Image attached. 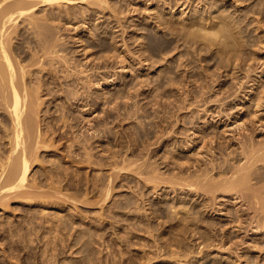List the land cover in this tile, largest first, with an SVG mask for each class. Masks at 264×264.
<instances>
[{
	"label": "rangeland",
	"instance_id": "1",
	"mask_svg": "<svg viewBox=\"0 0 264 264\" xmlns=\"http://www.w3.org/2000/svg\"><path fill=\"white\" fill-rule=\"evenodd\" d=\"M167 1L169 2L170 0H112V2H111V0H109V2H110L109 6H112L111 7L112 9L110 10L109 6H108V8H107L108 11H106L108 13V15L106 16L107 22L104 23L103 27H101L102 26L101 24L103 23V21H106V19L99 15V17L101 19L99 17L98 18L95 17L94 20H91L90 22H88L89 24L83 25V22L79 21L80 23L77 22V23L65 24L66 27H68L70 25L66 29H64L65 27L61 28L60 32H62V34H60V35H61V37L62 36L64 37L63 39L62 38L61 39H62V41L64 40V42L66 43V45H65L66 48L73 51L74 54L77 51L78 53L76 52V54H78V55L81 54L82 52H85L84 55L82 54L83 56L82 55L76 56V54H75L76 58L78 57L77 60H80L82 63H83V61L87 60V61H85L87 64L91 61V63L88 64L89 65L88 69H90L91 67L95 68L96 66H98V67H96L97 68L96 70H98L100 65L101 64L103 65V66H101L102 68L100 67V69L97 72H100V70L103 69V72L101 70L100 74H102V75H104V77L108 78V79H106L107 81H105V80L101 81L104 84V89H106L105 91L109 92L108 90H113L116 87V88H118L124 92V94L127 96V99L123 98V100L120 101L121 104L117 101L119 104V106H117V104H115V102L111 101L112 97L109 94V95H107L106 100H104L103 102H102V100H100L99 103L97 102V105L94 107L95 108L94 110L97 113L94 112V110H91L92 112L89 110H86V109H88L87 107L83 108L82 106L75 105V113L77 115V119H79L78 120L79 126L76 130H80V132L79 131L78 132L80 135L82 134L81 136H83V134L87 135L86 132L84 133V128H85V131L87 129H89L90 137L92 134L91 132L95 131L94 133L96 134V135L94 134L93 137H91L90 142L86 143V149L88 151L86 149H84V147H83L84 142L82 144H80V146H82L80 148V146H78L79 145L78 143H74L75 142V141H73V140H75L74 138L71 139L70 141H69V139H67V141L65 139L63 142L60 138H58V137L56 138L57 135L55 136L53 134H49L50 137H49V135L47 137L45 136L47 138V139L45 138L46 142H45V144H44V142L42 143V145L44 144V146H43L44 148L41 149V152H40V150H38L39 153L37 152L39 154V158L37 157L38 162H36L37 161L36 160L35 165L34 164H33L34 166L32 165L33 168H31L30 177H29V179L31 181L29 180V182L30 183L32 182L31 184L34 187L37 183L34 181L39 180L37 183V185H38L36 188L37 190L36 191L34 190L33 195H34V193H37V192L40 193V190H42L41 192H43V193H41V194H43V195L45 192H46L45 195H47V192L52 191L53 193L50 196L53 200L51 198H50V200L46 199L47 202L50 203V204H47V202L45 201L46 197L44 198V201L41 202L39 200L41 198H39V196H37V194H35L36 199H37V197H38V199L36 200L33 198V200H36V202H37L36 203L34 201L35 202L34 203L31 201L32 199H27V198H26L27 200L25 199V197H27V195L29 193L26 195L24 193V191L22 193L25 194V197H23L24 200H21V199H19V193L21 191L20 190V191H18L19 193L16 192L18 194V196H17V194H15V192H13L14 194L10 193L11 195H13L11 199H10L11 195L8 194L9 196H7L6 200L8 199L9 202H6V200H2L4 202L3 204H1V202H0V264H248V263L249 264H257V263L258 264H264V229L262 230L263 232L261 231V229H259L260 231L259 230L257 231V229L255 228V226H256L255 225L256 223H255L254 227L251 228L252 230L250 228H248L249 229V230H247V232L249 231L248 233H246V231H245L247 228L246 229L243 228L244 230L242 229V230H240L241 231L240 232L239 230L237 231V229H239V227H235L234 226L235 224L232 225V223H231V222L235 223L236 220H238V218H239L240 213L237 214L236 207L238 206L237 207L238 209H244V211L247 207H245V206L242 207V203L237 202L240 200L235 201L236 199H231L228 196H226V197L224 196L225 197L224 198L223 196L221 197V195L218 194L217 199L215 197L208 199L211 196L208 197V195H206L204 197L203 196L199 197L197 195H194L195 194V192H193L194 189L193 188L191 189L188 185L186 187L184 184H187V183H182V181H180V179H179V178H181V180H185L184 178L186 177V179H187L189 177L188 175H190V174L196 175L197 173H195L196 172L195 170L197 169V167L199 169H201V168L203 169L204 166L206 167L207 163L209 162V159L212 156V154H210L211 152L209 153V155H211V156L207 155L208 152L210 151V148H211V145L209 143L210 137H212L213 135H217V136L220 135L219 137H222V138L224 137V139L226 138L225 142L229 139V137H230L229 133L223 134V132H225V128L223 127L222 123H217L218 126L213 125L219 119L218 117L215 116L217 114V111L227 110L228 111L227 113H230L231 115L234 114V112L236 114L238 113L239 116L241 117L242 121L247 120V119L249 121L254 115L257 116V114H256L257 107L255 106V104H253L254 101L251 100V97H250V95H251L250 94V92H251L250 87H251V85L255 84L256 88H257V86L260 88L263 84L262 81H264V79L258 78V75H254V74H256L254 71L251 72L250 75L252 76V78H255V82H257L259 80L257 82L258 85H257V83H254V82L247 83L249 86L245 85V87L248 90L245 88L239 89V91H238L239 93H237L239 96V98L237 99L238 101L236 100L232 103V101H233L232 97L234 96V95H232L233 90L231 92L229 91L230 95H229L228 90L234 83H237V81L234 80L233 77L231 76L232 71L229 70L231 68H229V67L222 68L220 66L221 63L219 62L220 60H219L218 56H216V54H215V48L210 49V51L212 53H210V51L206 52L205 50H203L201 43H199L201 41H199V40L197 41V39H193V38L192 39H190V38L184 39V37H183V31H182L181 23L189 22V19L194 16L195 10H198V13L195 14V15H197L196 17L201 15L202 11L201 12L199 11V9L202 10V5H199L200 1L199 0H188V1H191L190 5L188 7V4H187L188 2L184 3V1L181 0L179 2L180 5H177L173 9V11L170 9L168 4L166 6ZM231 1L232 0H229L227 2V3H229V4H227V6L229 5L228 8L230 10H233V8L231 9V7H230V6H232V3H233ZM252 1H254V0H252ZM252 1H248L247 3H244L240 6L244 7V6H246L245 4H247V6H249L248 4L250 3V6L248 8L245 7L246 10H248L249 12H251L252 9L257 10V8H256L257 6L255 7V5L258 2V0H255L256 2H252ZM192 2H194V3H192ZM191 4H193V5H191ZM223 4H225V3H223ZM236 4H239V3H236ZM178 6H180V7H178ZM182 9H184V10H182ZM112 10H114V11L112 12ZM118 11L120 12V14ZM114 12H116V14L118 12L119 15L118 14L115 15ZM165 12H166V14H165ZM160 13H161V15H160ZM163 13L165 14V16L167 18L164 16ZM178 13H180V14L178 15ZM174 15L176 17H174ZM187 15H189V17ZM118 16L120 17V19ZM183 16H184V18H183ZM250 16H253L256 18L260 17L258 15V13H256L255 16L252 13V14H250ZM156 17H157V19H156ZM159 17H161L162 19L170 20L172 24L170 23L169 26L160 25L159 21L161 18H159ZM177 17H178V19H177ZM81 19H83V18H80V20ZM95 19H97V21ZM110 19L115 20V21L117 20L119 22L123 21V22L119 23V25L115 21H114V23L113 22L109 23V21H112ZM85 20L88 21L86 17H85ZM140 21L143 23V26H142V23ZM95 22H98V23H95ZM99 22H100V24H99ZM90 23L93 27L92 26L89 27ZM144 23H145V25H144ZM158 23H159V25H158ZM97 24L99 25L98 26L99 28H96L97 31H95L94 26ZM135 24H136V26H134ZM71 26H73V30H72ZM84 26H88L89 32L86 30V28ZM70 27H71V29L69 30ZM104 27H105V29H104ZM118 27H120V28H118ZM122 27H123V29H122ZM133 27H135V28H133ZM83 28H85V29H83ZM250 28L253 31L254 27L252 28V25ZM81 29H83V30H81ZM102 29H104V30L102 31ZM64 30H65V32H63ZM75 30L78 31L79 33L76 32ZM80 30H81V32H80ZM105 30L107 31V34H104ZM111 30L113 33L111 32ZM257 32L260 33L261 29L258 30ZM96 33L100 34L101 37H106L108 39V45L106 47L100 48L99 46L96 45L98 43V41L94 42V40L96 39V37L98 35V34L96 35ZM89 34H90V36H89ZM115 34H116V36H115ZM253 34L256 37H259V35H257V33L255 34V32H253ZM261 34L264 37V32ZM261 34H260V36H261ZM92 35H94V36H92ZM117 35H118V37H117ZM149 35H151L152 38H155L156 36L161 35V36H163V39L161 40V43L158 44V46H154L153 41L155 39L147 38V37H149ZM176 35H177V37H176ZM70 36H72V37L69 40ZM78 36H80V37H78ZM110 37L115 38V40H116V41L114 40L115 43L111 40ZM117 38L120 39L121 41L118 40ZM79 39L81 41L84 39L85 44H84V42H81ZM72 41H74V43ZM196 41H197V43H196ZM79 44H82L84 46V48L86 49V51L84 50L83 46L79 45ZM263 44H264V39H263ZM68 45H69V47H68ZM112 45H113V47H112ZM115 45H116V47H114ZM198 45H199V47H198ZM141 47H142V49H141ZM143 47L145 50L143 49ZM259 47L261 49L258 48L255 50L259 51V52L257 51L259 54V55L257 54L259 59L262 56L260 59L262 62L261 61H258V62L260 64H264V61L262 60V59H264L263 58L264 57V46L259 45ZM117 48H119V49H117ZM197 48H199V49L197 50ZM74 50H75V52H74ZM79 50L81 51V53ZM97 51H99V53ZM106 53H108L109 56L104 55ZM102 54H103V56H102ZM141 54H143V55H141ZM114 55H117L118 57L114 56ZM119 55H121V56L119 57ZM139 55H141V56L138 57ZM104 56H106V58L108 56L109 57V58H107L108 60L102 59V58H105ZM122 56L125 57V59ZM207 56L208 57L210 56V57L207 58ZM215 56H216V58H215ZM116 57L119 58V60L117 59L118 62L116 60ZM95 59H96V61H95ZM121 59H122V61H121ZM88 60H90V61H88ZM102 60L103 61L105 60L106 62L104 61L105 62L104 63ZM113 60H114V62H113ZM123 60L126 62V64L125 63L123 64V62H124ZM137 60H139V61H137ZM93 61H95V62H93ZM119 61H121L120 64H119ZM85 62H84V64H85ZM110 62H111V64L109 66H107ZM139 62H141V63H139ZM92 63H93V65H92ZM187 63L189 64V67L187 66L188 65ZM118 64H119V66H118ZM120 66L126 67V68H121ZM107 67H109L108 68L109 72L107 71ZM219 67L222 71L219 69ZM262 67H264V65ZM262 67H261V69H262ZM104 69H105V71H104ZM123 69H125V70H123ZM209 69H211V70H209ZM256 69H257V67L254 66V70H256ZM183 70H184V72H183ZM186 70H187V73H186ZM227 71H230V76H228L229 73ZM259 71H260V69L258 70V72ZM205 72H207V73H205ZM252 73H253V75H252ZM89 74H91V71ZM209 75L212 77V79L217 78V79H215V82H212V81H214V79L211 80V77ZM239 75H240V78L244 77L243 73L242 74L238 73V76ZM221 76L224 78L222 79ZM182 77L185 79H183L181 81ZM190 77H191V80L189 82L188 80L190 79ZM208 77H209V80H208ZM121 78H123V80ZM193 79H194V81H193ZM108 80H109V82H108ZM233 80L235 82H233ZM209 81H210V83H209ZM223 81H225V82H223ZM260 81L262 82V84H260L261 83ZM139 82H141V83H139ZM192 82L195 83L194 86H193ZM200 82L202 83L203 86H201ZM141 84L144 86V88ZM171 84L179 85V86L181 85L182 88L178 86V89H179L178 90L176 86H174V85L171 86ZM207 84H209V85H207ZM222 84H225V85H222ZM219 85H221V86L219 87ZM140 86L142 89H140ZM188 86H189V88H188ZM192 86H193V88H192ZM208 86L210 87L209 88L210 90L208 89ZM101 88L102 87L98 88V86L97 87L92 86V90H93L92 92L93 93L96 91L98 92ZM211 88L213 91H211ZM259 88H258V90H256V92H251L252 98H254L256 94L258 95L261 92L262 87L260 88V90H259ZM129 89L133 90V91L131 90V92H132L131 94H130ZM180 89L183 90L184 93H183V91L180 92ZM128 90H129V92H128ZM185 90L187 91V93ZM246 90H247V93L249 94L248 95L249 97H247V98H249L248 100H250V101L248 102L247 99H243L244 101H242V103H241V101H240L241 96L244 95ZM199 91H203V93H202L201 97L198 98L200 101L198 100V102H197L196 99L192 96H194ZM241 91H243V92H241ZM190 92H191V95L189 94ZM177 93H179V94H177ZM217 93L219 94V96ZM222 93H224V94L222 95ZM226 94H228V95H226ZM239 94H241V95H239ZM224 95H225V97H224ZM128 96L130 99L128 98ZM181 96H183L184 101L181 100L182 99ZM220 96H223L225 99L220 97ZM135 98H136V100H135ZM179 98H181V99H179ZM203 98H204V100H203ZM107 99H109V101ZM176 100H179V101H176ZM133 102H134V104H133ZM189 102L191 104H193L192 108H190L191 110L190 109H188L190 111L182 110V107L184 106L183 104H185V103L188 104ZM113 103H114V105H113ZM165 103H166V105H165ZM238 103L240 106L238 105V107L236 108L237 111H236V109H234L235 111L233 110V113H231V111L229 110L231 108V106L234 104L236 105ZM228 104L229 105L232 104V105H230L228 107ZM110 105H111V107H110ZM115 105H116V107H115ZM206 105H208V106H206ZM135 106H137V107H135ZM239 107H241L243 109H241ZM118 108H121V111H122L121 113L126 111L124 114H122L123 116L127 117L130 114L129 116L132 118L123 120L124 123L123 122L118 123V120L115 119L118 117V114H119ZM122 108H123V110H122ZM180 109L183 112L182 114H181ZM82 110H83V112H82ZM106 110H107V112H106ZM140 110H142V111H140ZM242 110H244V111H242ZM53 111H54V109H53ZM136 111H137V113H136ZM250 111H251V113H250ZM261 112L263 113V116H259V113H261ZM261 112L258 113L259 118H256V120L259 119L262 121V119H263V121H264V110H262ZM83 113H85V114H83ZM86 113H88V114H86ZM89 113H91V114H89ZM135 113H136V115H135ZM179 113H180V116H179ZM102 114H104V115H102ZM82 115H83V117H82ZM96 115H97V119L95 118ZM187 115H188V117H187ZM123 116L121 118H123ZM163 116H164V118H163ZM175 117L178 120H180V118H181V120L183 119L179 123L180 125L177 124V127H176V122H175V121H177V119ZM254 117L251 120H255ZM86 119L89 121V123ZM96 120H98V121L96 122ZM80 121H81V124H80ZM86 121H87V123H86ZM107 121L109 122V124H108L109 130L104 132L103 131L104 127H102V125L104 124V122L107 123ZM261 121L259 123L264 124V122L263 121L261 122ZM90 122L91 123L93 122L92 125H89V124H91ZM168 122H171V123H168ZM173 123L175 126L173 125ZM249 124H251V123L249 122ZM80 125H81V127H80ZM93 125H95V126H93ZM157 125L159 127H157ZM167 125H169V126H167ZM197 126H199V127L197 128ZM44 128H45V126L42 127V131L45 132V130H43ZM91 128L94 131H92ZM173 128L175 129L176 133H174L175 131L173 130ZM194 128L195 129L197 128L196 131ZM116 129H118V130L116 131ZM176 129H178V130H176ZM180 129H181V131H180ZM157 130H158L159 134L162 132L160 135L164 134L163 138H166L165 135H168L167 138L171 137L170 139L172 140V138H173V141L169 142L168 146H160L159 147V145L155 144L154 139H152L155 131H157ZM135 131H138V133L140 135V139H137L136 137H134ZM168 131H169V134L172 132L173 135L174 134H177V135L176 136L174 135V137H173L172 134H170V135L168 134ZM203 131H206L207 132L206 134H209V135L208 136L204 135ZM115 132H116V134H115ZM52 136L53 137L55 136L54 137V139L56 138L54 140L55 142L52 141V139H53V138H51ZM205 136H207V137H205ZM146 137H147V139H146ZM203 137L207 138L208 140L204 139ZM49 138H51V139H49ZM115 139H117L118 141ZM188 139L190 141L193 140V143L186 144ZM261 139H262V137L258 138V140H261ZM49 140H51L52 143L49 142L50 144L48 143L49 144V146H48L46 144ZM96 140H98V141L96 142ZM128 140H130V142ZM176 140H177V142H176ZM204 140H206V142ZM93 141L95 142V145H94ZM60 143H62V144H60ZM70 143H73L74 147L76 145L75 148L72 147L73 148V149H71L72 151L70 150V146H69ZM178 143H179V148H178ZM73 144H71V146ZM129 144H130V147H129ZM172 144H173V146H172ZM175 145H176V148H175ZM187 145H189L190 147L188 146L189 147L188 148ZM46 146L49 148H47ZM93 146L94 147L96 146V147L93 148ZM123 146H125L126 148ZM128 147H129V149H128ZM182 147H184V148L182 149ZM75 149H77L78 152L73 151ZM79 149H81V150H79ZM90 151H91L90 157H92L93 159L87 160L89 157H86V155H87L86 152L89 153ZM69 152H71V153H69ZM74 152H77L79 155L77 153H74ZM144 153H145V155H144ZM92 154H93V156H92ZM73 155H75V156H73ZM133 155L139 156L140 160L138 162L143 163L144 161H146V167L145 168L143 167L142 169L147 170V171L148 170L151 171L157 167L158 170L155 169V170H157V172H160L159 170H161L160 174H162V172L165 173L163 175H165V177L167 175L170 176L171 178L167 176L168 178H170V180L172 179V177H174L173 178L174 180H171V181L180 182V184L181 185L183 184L184 187H182L179 183L177 185L176 182H175L176 185H175V183H173L174 184L173 185L171 182H170L171 183L170 184V183H168L170 180H167V179H166L167 180V182H166L167 184H166L165 181L162 179V177H160V179H162L164 181V183L159 179L158 183L159 182H161V183L157 184V182L156 183L150 182V185H149V183L146 182V180H144V179L142 180V178H145L144 177L145 175L140 176L137 172L136 173L138 175L136 173H133V171H129V170L126 171L127 173L125 172V170L124 171L122 170L123 172L120 171L121 174H120V177L118 178L117 177V175L119 176L118 170H120L119 169L120 166L121 167L123 166V159H125L124 161H127V162L129 160H134L135 156H133ZM76 156H78V157H76ZM75 157H76V161H75ZM47 158L51 162H49L47 160ZM57 158H58V160H57ZM63 158L65 159L64 161H63ZM146 158L148 159V161ZM207 159H208V161H207ZM40 160H42V161H40ZM104 160L105 161L107 160V162H105ZM67 161H69L70 163ZM71 161L73 163H71ZM78 161H81V162H78ZM91 161L94 163H91ZM98 161H99V163H98ZM199 161H201V162H199ZM52 162H53V169L54 170H52V166H51ZM184 162H186V163H184ZM192 162H193V164H192ZM67 163L70 166H68ZM103 163H104V165H103ZM117 163H118V165H117ZM61 164H63V165H61ZM100 164H102V165H100ZM107 164H108V166H107ZM115 164L119 167H117ZM194 164H195V167L193 166ZM77 165L79 167H77ZM191 165L193 166V168ZM72 166H74V167H72ZM165 166H166V168H165ZM200 166H202V167L200 168ZM59 167H62V168H59ZM64 167H65V169H64ZM115 167L117 168L118 172H116V170H113V169H116ZM189 167L191 169H189ZM55 168L57 170H55ZM76 168H78V169L81 168V170L80 169L78 170ZM47 171L51 172L52 175H50L51 173L49 174ZM60 172H61V174L59 177L58 175ZM115 172L117 173L116 175L114 174ZM111 173H112V175H114L113 176L114 178L116 177L115 179L112 177L113 180H111V182L113 181L112 186L114 188L111 185H109V183H111V182H109V180L112 176V175L110 176ZM174 173L175 174L177 173V175H179V176L175 175ZM181 173L183 176L181 175ZM47 174H48V176H47ZM134 174H136V175H134ZM129 175H131V176H129ZM158 175H159V173H158ZM173 175H175V176H173ZM160 176H162V175H160ZM176 176L178 178L175 180ZM165 177H163V178H165ZM137 178L139 179V181L141 180L140 184L137 182L138 181ZM41 180L42 181L44 180V181L42 182ZM59 181H60V183H59ZM39 182L40 183L42 182V183L40 184ZM61 182H63V183H61ZM31 184L28 185L30 187L27 186L26 188H31L32 187ZM155 184L158 188L155 186ZM39 185H42L44 187L40 186V188H38ZM49 186H50V188H49ZM64 186H65V188H64ZM108 186H109V188L111 187L110 189H112V191L110 190L111 194L109 196H107L108 194L104 192L105 190L108 189ZM90 187H91V189H90ZM54 188H55V192H54ZM57 188L60 189V190L58 189V193L56 192ZM38 189H40V190H38ZM48 189H49V191H48ZM61 189H63V190H61ZM24 190H25V188H24ZM27 192H28V189H27ZM29 192H30V190H29ZM88 192H90V193H88ZM190 192H191V194H190ZM22 193L20 195L23 196ZM104 194H107V195L105 196ZM52 195H54V197L56 196L57 198L59 196L60 200H58L59 198L56 199V197L53 198ZM16 196L18 197V199L12 200L13 197L17 198ZM191 196H193V197H191ZM32 197L33 196L31 195L30 198H32ZM48 197L49 196L47 195V198ZM103 197L105 199L107 197L108 198L107 201L104 200ZM61 199H63V200H61ZM100 199L101 200L103 199L104 201L103 200L100 201ZM211 199L216 201L215 205H213L214 201L213 202L209 201ZM41 200H43V199H41ZM76 200H77V202H76ZM205 201L208 204L211 203L212 204L211 207L213 209L215 208L214 209L215 211L212 209H210L211 211L209 209L204 210L203 206L206 204ZM234 201L237 202V206H235ZM43 202H44V204H43ZM31 203H33V204L31 205ZM40 203H41V205H39ZM53 203H54V205H53ZM203 203H204V205H203ZM43 207H44V209H43ZM159 208L163 211V214L161 215V217L159 214H156V210H158ZM235 209H236V212H235ZM199 210H202V211H199ZM197 211L201 212L202 215L200 216V213H197L198 215L196 213H194ZM71 213H73V214L71 215ZM189 214H190V217L196 216L197 219H199V218L204 219L203 221H201V223L194 221L193 223H194L195 227L197 225L198 226H204L203 224H207V222H208V224L205 225L206 227H208V225L211 226V229L214 227V229L211 230L212 231L211 233L208 232L207 228H206L207 229L206 231L204 228L201 229L202 232L203 231L206 232L207 237H209V235L213 233V235H216V236H214V239H215L217 237V234L218 235L221 234L220 236H218V240H219L220 238H222V236H224V234H225V236L227 235L226 237L224 236V238H227L226 244L223 243V245H222V243H218V241L211 242V243L210 242L209 243H206V242L200 243L202 240H197L198 235H195L194 232L192 233L190 230L189 231L184 230L183 228H182L183 230L182 229L178 230V224L180 223L179 225H183L185 223L183 221L181 222V219L187 215L189 216ZM65 215H67V216H65ZM158 215H159V217H158ZM177 216H178V218H177ZM181 216H182V218H181ZM72 217H73V219H72ZM75 217H77V219ZM196 217H194V218H196ZM47 218H48V220H46ZM234 218H235V221H234ZM56 220H59V222ZM49 222L51 225H48ZM229 222L231 224H229ZM45 223H47V224H45ZM213 223H214V225L216 223L217 224L214 226ZM45 225H46L47 229L45 228ZM62 225H63V229H62ZM171 225H175V227L174 226L171 227ZM246 226H247V224L245 225V227ZM173 227H174V229H172ZM42 228H44V229H42ZM75 228L76 229L78 228V229L75 231ZM44 230H45V232H44ZM56 230L58 231L57 233H55ZM222 230H224V231H222ZM177 231L178 232L180 231L179 232L180 235L178 234ZM197 231H199V230H197ZM213 231H218V232L214 233ZM74 232H76V233H74ZM223 232H225V233H223ZM43 233H44V235L45 234L47 235V238H46V235L45 236L43 235ZM174 233L176 234V236ZM183 233H185V234L183 235ZM73 234L75 235L76 238L74 237ZM172 235H174V236H172ZM177 235H179L180 237L179 236L177 237ZM193 235H194V237H193ZM168 238H171V239L174 238V240L177 238L178 241H174V240L167 241ZM48 239H50V240H48ZM215 240H217V238ZM238 240L240 243L238 242ZM243 240L244 241L247 240L246 243H244ZM50 241H51V243H50ZM241 241H243V242H241ZM235 242H237V243H235ZM221 245L223 246V248L221 247ZM239 255H240V257H242L241 260H240ZM237 256L239 259L237 258Z\"/></svg>",
	"mask_w": 264,
	"mask_h": 264
},
{
	"label": "bare ground",
	"instance_id": "2",
	"mask_svg": "<svg viewBox=\"0 0 264 264\" xmlns=\"http://www.w3.org/2000/svg\"><path fill=\"white\" fill-rule=\"evenodd\" d=\"M181 0H170L169 2L167 1L166 6L168 4V6L170 7V9L173 11V9L177 6L180 5ZM184 3L188 4V7L191 3V1L188 0H183ZM200 1V2H199ZM198 2L200 3L199 5H202V10L199 9V11L201 13L200 16L196 17L197 15H195L196 13H198V10H195L194 16L191 17L189 19V22L187 23H181L182 26V31H183V37L184 39H197V41H201L199 43H201V46L203 48V50H205L206 52H209L210 49L215 48V54L216 56H218L219 58V62L221 63V67L222 68H226L229 67L231 69H229L230 71H232V77L234 80L237 81V83H234L228 90V92L233 90L232 95H234L232 97L233 101H236L239 96L237 93H239V89H247L245 87V85H248L247 83H257L255 82V78H252V76L250 75L251 72H255L256 74L254 75H258V78H263L264 79V67H262L264 64H260L258 61H261V57L260 59L258 58L257 54L258 52L255 49H261L259 47V45L264 46L263 44V35L261 33L264 32V0H258V2L256 3L255 7L257 8V10L252 9L251 12H249L248 10H246V8H248L250 6V3L248 4L249 6H247V4H245L246 6L242 7L240 5L247 3L248 1H252V0H232V6L231 9L233 8V10H230L227 6L228 1L227 0H199ZM112 2V0H111ZM133 2V1H132ZM166 2V1H165ZM164 2V3H165ZM252 2H256L255 0ZM130 3V2H129ZM183 3V2H182ZM181 3V4H182ZM183 3V4H184ZM194 3V2H192ZM222 3V4H221ZM225 3V4H223ZM239 3V4H236ZM110 2L109 0H0V202L1 204H3L4 202L2 200H6L7 196L14 194L13 192H15V194H17L16 192L20 191L19 193V199L24 200L23 197H25V194L27 195V197H25V199H32V202H36V195L39 196V198L43 199H39L41 202L45 201L47 202V200H50L51 198V194L53 193L51 192H47V195L49 196L47 198V195L41 194L43 192H41L42 190H40V193H34V190L36 191L37 189V183L38 181H34L37 182L36 185L33 187L32 186V182H29V177H30V171L32 165L36 162H38V158H39V152L38 150L44 148V144L46 142V137L49 134H53V135H57L56 138H60L63 142L66 139H69V141L71 139H75L73 141H75L74 143H78L77 145L80 146V144H82L83 142V147L84 149H86V143L90 142L91 137H93V135L95 134L94 130L92 129L91 132V137H90V132L89 129H87L85 131L84 128V133L86 132L87 135L83 134V136H81L79 134L80 130H76L79 126V122L77 119V115L75 113V105L78 106H82L83 108L87 107L88 109L86 110H94L95 106L97 105V102L99 103L100 100H102V102L104 100H106L107 95H111L112 99L111 101L115 102V104H117V106H119L118 102L121 104V100H123V98L127 99V96L124 94V92L118 88H114L113 90H108L109 92H106L104 89V84L101 82L102 80L107 81L106 77H104V75L100 74L101 70L103 72V69L100 70V72H97L101 66H103L102 64L100 65L99 69L96 70L98 66L91 67L90 69H88L89 67V63H91V59L88 60L90 61L88 64L83 61V63L80 60H77L76 56L78 54H76L75 50V54L73 53V51H71L70 49L66 48V43L64 42V40L62 41V39L64 38L63 36L61 37L60 34H62L61 28L65 27L64 29L68 28L66 27L65 24L67 23H80L79 21L83 22V25L85 24H89L88 22H90L91 20H94L95 17H99L102 16L103 18L106 19V16L108 15V13L106 11L108 6H109ZM198 4V3H197ZM254 4V3H253ZM252 4V5H253ZM113 5V4H112ZM129 5V4H128ZM193 5V4H191ZM196 5V4H195ZM198 6V5H197ZM112 6H109V9L111 10ZM133 7V6H132ZM180 7V6H178ZM177 7V8H178ZM192 7V6H191ZM246 7V8H245ZM115 8V7H114ZM168 8V7H167ZM196 8V7H195ZM245 8V9H244ZM134 9V8H133ZM166 9V8H165ZM197 9V8H196ZM136 10V9H135ZM134 10V11H135ZM184 10V9H182ZM114 10H112L113 12ZM131 11V10H130ZM133 11V10H132ZM166 11V10H165ZM170 11V10H169ZM119 12V11H118ZM117 12V14H118ZM136 12V11H135ZM156 12V11H155ZM158 12V11H157ZM176 12V11H175ZM174 12V13H175ZM115 15L116 12H114ZM123 13V12H122ZM159 13V12H158ZM171 13V12H170ZM184 13V12H183ZM239 13V14H238ZM255 16L256 13H258V15L260 17L256 18L253 16H250V14H252ZM120 14V12H119ZM118 14V15H119ZM164 14V13H163ZM166 14V12H165ZM164 14V16H165ZM180 13H178L179 15ZM124 15V14H123ZM161 15V13H160ZM126 16V15H125ZM189 17V15H187ZM85 17L87 18L88 21L85 20ZM115 17V16H114ZM119 17V16H118ZM166 17V16H165ZM174 17H176L174 15ZM80 18H83L80 20ZM100 18V17H99ZM109 18V17H108ZM161 18V17H159ZM167 18V17H166ZM173 18V17H172ZM184 18V16H183ZM101 19V18H100ZM120 19V17H119ZM157 19V17H156ZM178 19V17H177ZM97 21V19H95ZM112 20V19H110ZM168 19H160V25H165V26H169V24L171 23L170 20ZM186 20V19H185ZM115 20L109 21V23H114ZM158 21V20H157ZM175 21V20H174ZM187 21V20H186ZM107 22L103 21V23L101 24L103 27L104 23ZM116 23H121L119 21H115ZM136 22V21H135ZM139 22V21H138ZM141 22V21H140ZM98 23V22H95ZM142 23V22H141ZM156 23V22H155ZM179 23V22H178ZM94 24V23H93ZM100 24V22H99ZM126 24V23H125ZM124 24V25H125ZM172 24V23H171ZM82 25V24H81ZM82 25V26H83ZM111 25V24H110ZM115 25V24H114ZM121 25V24H120ZM145 25V23H144ZM159 25V23H158ZM251 25L253 28V31L251 30ZM92 26L91 23L89 25V27ZM99 25H95V31H97L96 28ZM113 26V25H112ZM136 26V24L134 25ZM143 26V23H142ZM149 26V25H148ZM72 30H73V26ZM71 27L69 28V30L71 29ZM86 28V30L89 32L88 26H84ZM93 27V26H92ZM121 27V26H120ZM118 27V28H120ZM125 27V26H124ZM159 27V26H158ZM83 28V29H85ZM135 28V27H133ZM160 28V27H159ZM168 28V27H167ZM171 28V27H170ZM81 29V30H83ZM105 29V27H104ZM102 29V31L104 30ZM123 29V27H122ZM125 29V28H124ZM137 29V28H136ZM139 29V28H138ZM143 29V28H142ZM261 29V32H257L258 30ZM68 30V31H69ZM71 30V31H72ZM80 30V32H81ZM115 30V29H114ZM161 30V29H160ZM163 30V29H162ZM173 30V29H172ZM76 31V30H75ZM116 31V30H115ZM114 31V32H115ZM137 31V30H136ZM135 31V32H136ZM166 31V30H165ZM164 31V32H165ZM65 32V30L63 31ZM78 32V31H76ZM112 32V30H111ZM157 32V31H156ZM161 32V31H160ZM169 32V31H168ZM253 32H255V34L257 33V35H259V37L254 36ZM79 33V32H78ZM100 33V32H99ZM113 33V32H112ZM166 33V32H165ZM179 33V32H178ZM182 33V32H181ZM98 33H96L97 35ZM102 34V33H101ZM104 34H107V31H104ZM109 34V33H108ZM159 34V33H158ZM261 34V36H260ZM78 35V34H77ZM165 35V34H164ZM73 36V35H72ZM69 37L70 38L72 37ZM88 36V35H87ZM90 36V34H89ZM94 36V35H92ZM99 36V37H98ZM116 36V34H115ZM120 36V35H119ZM141 36V35H140ZM80 37V36H78ZM118 37V35H117ZM177 37V35H176ZM62 38V39H61ZM74 38V37H73ZM82 38V37H81ZM95 38V37H94ZM111 38V37H110ZM147 38H151V39H155L153 41V45L154 46H158V44L161 43V40L163 39V36H156L155 38H152L151 35H149V37ZM87 39V38H86ZM118 39V38H117ZM142 39V38H141ZM77 40V39H76ZM80 40V39H79ZM111 40L114 42L115 38L112 37ZM120 40V39H118ZM144 40V39H143ZM180 40V39H179ZM81 41V40H80ZM98 43L96 44L97 46H99L100 48H104L108 45V39L106 37H101L100 34L97 35L96 39L94 40V42ZM116 41V40H115ZM121 41V40H120ZM119 41V42H120ZM140 41V40H139ZM196 41V43H197ZM67 42V41H66ZM69 42V41H68ZM74 43V41H72ZM76 42V41H75ZM84 42V39L81 41ZM110 42V41H109ZM118 42V43H119ZM70 43V42H69ZM80 43V42H79ZM112 43V42H111ZM115 43V42H114ZM147 43V42H146ZM182 43V42H181ZM184 43V42H183ZM78 44V43H77ZM85 44V42H84ZM140 44V43H139ZM138 44V45H139ZM263 44V45H262ZM75 45V44H74ZM82 45V44H79ZM141 45V44H140ZM192 45V44H191ZM78 46V45H77ZM83 46V45H82ZM123 46V45H122ZM181 46V45H180ZM196 46V45H195ZM69 47V45H68ZM86 47V46H85ZM113 47V45H112ZM116 47V45L114 46ZM179 47V46H178ZM177 47V48H178ZM192 47V46H191ZM194 47V46H193ZM199 47V45H198ZM74 48V47H73ZM77 48V47H76ZM84 48V46H83ZM195 48V47H194ZM82 49V48H81ZM119 49V48H117ZM142 49V47H141ZM144 49V47H143ZM199 48H197L198 50ZM78 50V49H77ZM83 50V49H82ZM84 50L86 51V49L84 48ZM145 50V49H144ZM80 51V50H79ZM100 51V50H99ZM99 51H97L99 53ZM140 51V50H139ZM142 51V50H141ZM190 51V50H189ZM214 51V50H213ZM101 52V51H100ZM194 52V51H193ZM201 52V51H200ZM78 53V52H77ZM81 53V51H80ZM85 52H82L80 55H84ZM96 53V52H95ZM196 53V52H195ZM210 53H212L210 51ZM214 53V52H213ZM74 54V55H73ZM112 54V53H111ZM197 54V53H196ZM82 55V56H83ZM104 55H108V53L104 54ZM113 55V54H112ZM143 55V54H141ZM141 55H139L138 57H140ZM203 55V54H202ZM210 55V54H209ZM259 55V54H258ZM103 56V54H102ZM109 56V55H108ZM107 56V58H109ZM111 56V55H110ZM117 56V55H114ZM113 56V57H114ZM121 55H119L120 57ZM165 56V55H164ZM215 56V58H216ZM99 57V56H98ZM97 57V58H98ZM105 58L102 59H106V56H104ZM118 57V56H117ZM116 57V60L119 58ZM123 57V56H122ZM183 57V56H182ZM210 57V56H209ZM207 56V58H209ZM125 59V57H123ZM171 58V57H170ZM186 58V57H185ZM204 58V57H203ZM264 58V57H263ZM99 59V58H98ZM114 59V58H113ZM198 59V58H197ZM259 59V60H258ZM94 60V59H93ZM115 60V61H116ZM117 60V62H118ZM140 60V59H139ZM137 60V61H139ZM146 60V59H145ZM144 60V61H145ZM174 60V59H173ZM187 60V59H186ZM264 61V59H262ZM96 61V59H95ZM93 61V62H95ZM103 61V60H102ZM105 61V60H104ZM103 61V62H104ZM111 61V60H110ZM122 61V59H121ZM121 61H119V64L121 63ZM124 61V60H123ZM85 62V64H84ZM100 62V61H99ZM98 62V63H99ZM106 62V61H105ZM104 62V63H105ZM109 62V61H108ZM112 62V61H111ZM111 62L107 65L109 66L111 64ZM114 62V60H113ZM167 62V61H166ZM189 62V61H188ZM262 62V61H261ZM102 63V62H101ZM126 64V62L124 61L123 64ZM141 63V62H139ZM144 63V62H143ZM185 63V62H184ZM97 64V63H96ZM95 64V65H96ZM107 64V63H106ZM118 64V66H119ZM138 64V63H137ZM188 64V63H187ZM91 65V64H90ZM93 65V63H92ZM94 65V66H95ZM122 65V64H121ZM184 65V64H183ZM123 66V65H122ZM169 66V65H168ZM182 66V65H181ZM189 67V64L187 65ZM254 66L257 67L256 70H254ZM121 67V66H120ZM186 67V66H185ZM201 67V66H200ZM262 67V69H261ZM102 68V67H101ZM107 67V71H108ZM119 68V67H118ZM121 68H126V67H121ZM187 68V67H186ZM208 69V68H207ZM220 69V67H219ZM260 69V71L258 72V70ZM125 70V69H123ZM154 70V69H153ZM188 70V69H187ZM186 70V73H187ZM211 70V69H209ZM221 70V69H220ZM227 70V69H226ZM225 70V71H226ZM91 71V74H89ZM105 71V69H104ZM127 71V70H126ZM203 71V70H202ZM222 71V70H221ZM230 71H227L229 73L228 76H230ZM109 72V71H108ZM123 72V71H122ZM165 72V71H164ZM184 72V70H183ZM224 72V71H223ZM201 73V72H200ZM207 73V72H205ZM204 73V74H205ZM217 73V72H216ZM222 73V72H221ZM225 73V72H224ZM238 73H243V78H240V75L238 76ZM110 74V73H109ZM116 74V73H115ZM114 74V75H115ZM209 74V73H208ZM223 74V73H222ZM221 74V75H222ZM226 74V73H225ZM102 77H101V76ZM184 75V74H183ZM186 75V74H185ZM190 75V74H189ZM211 75V74H210ZM209 75V76H210ZM217 75V74H216ZM253 75V73H252ZM108 76V75H107ZM188 76V75H187ZM224 76V75H223ZM192 77V76H191ZM188 80L190 82L191 80ZM211 77V76H210ZM222 77V76H221ZM231 77V78H232ZM110 78V77H109ZM118 78V77H117ZM124 78V77H123ZM123 78H121L123 80ZM205 78V77H204ZM207 78V77H206ZM224 77H222L223 79ZM230 78V77H229ZM252 78V79H251ZM185 79L182 77L181 81ZM214 79V78H213ZM211 77V80H213ZM217 79V78H215ZM214 81L212 82H215ZM219 79V78H218ZM260 79V80H261ZM120 80V79H119ZM118 80V81H119ZM127 80V79H126ZM161 80V79H160ZM199 80V79H198ZM203 80V79H202ZM209 80V77H208ZM210 80V81H211ZM233 80V82H235ZM125 81V80H124ZM171 81V80H170ZM187 81V82H188ZM194 81V79H193ZM209 81V83H210ZM218 81V80H217ZM109 82V80H108ZM112 82V81H111ZM116 82V81H115ZM185 82V81H184ZM188 82V83H189ZM196 82V81H195ZM202 82V81H201ZM200 82L201 86L202 83ZM220 82V81H219ZM222 82V81H221ZM225 82V81H223ZM261 82V81H260ZM263 82V84H262ZM260 84H262V89L261 92L257 95H255L254 98H252V93L251 92H256V90H258V86L257 88L254 85H251L250 87V97L251 100H253V104H255V106L257 107L256 109V114L257 116H255L254 114V119L255 120H241V117L239 116V114L235 113L234 114H230L227 113V110H221V111H217V114L215 115L216 117H218L219 119L217 120V122H215V124L213 125H217V123H222L223 127L225 128V132H223V134L229 133L230 137L229 139L225 142L226 138L224 139V137H219L217 135H213L212 137L209 138V143L211 145L210 151L208 152V156L212 154L211 158L209 159V162L207 163L206 167L204 166V168L199 169L197 167V169L195 170L197 173L195 174H190L188 175L189 177L186 179V177L184 178L185 180H181L182 183H187L184 184L186 187L187 185L192 189H194L193 192H195L194 195H197L199 197H204L206 195L211 196V197H207L208 199L215 197L217 199V195H221V197L223 196H228L231 199H236L240 200L237 201L238 203H242V207H247L244 211V209H238L237 207V202H235V206L237 209V214H239V218L238 220H236V222H231L232 225L235 224V227H239V229H237V231L242 230L243 228H247L245 231L246 233L247 230H249L248 228H253L254 224L256 225L255 228L257 229V231L259 229H261V231L264 229V124L263 123H259L261 120L256 118H259V116H263V113L261 112L262 110H264V81H262ZM141 83V82H139ZM173 83V82H172ZM193 83V82H192ZM191 83V84H192ZM197 83V82H196ZM206 83V82H205ZM217 83V82H216ZM109 84V83H108ZM119 84V83H118ZM144 84V83H143ZM177 84V83H176ZM195 83H193L194 86ZM220 84V83H219ZM117 85V84H116ZM121 85V84H120ZM142 85V84H141ZM174 84H171V86H173ZM183 85V84H182ZM190 85V84H189ZM199 85V84H198ZM209 85V84H207ZM225 85V84H222ZM258 85V83H257ZM92 86H95L98 88L102 87L98 92H92ZM115 86V85H114ZM122 86V85H121ZM127 86V85H126ZM143 86V85H142ZM146 86V85H145ZM177 87L179 85H174ZM192 86V88H193ZM196 86V85H195ZM200 86V85H199ZM217 86V85H216ZM221 85H219L220 87ZM249 86V85H248ZM247 86V87H248ZM179 87L182 88V86L180 85ZM205 87V86H204ZM203 87V88H204ZM212 87V86H211ZM260 87V88H261ZM120 88V87H119ZM126 88V87H125ZM137 88V87H136ZM144 88V86H143ZM184 88V87H183ZM189 88V86H188ZM199 88V87H198ZM201 88V87H200ZM210 87L208 86V89ZM259 88V90H260ZM95 89V88H94ZM104 89V90H103ZM139 89V88H138ZM140 89L141 86H140ZM146 89V88H145ZM174 89V88H173ZM176 89V88H175ZM187 89V88H186ZM207 89V90H208ZM214 89V88H213ZM224 89V88H223ZM228 89V88H227ZM98 90V89H97ZM126 90V89H125ZM130 90V89H129ZM128 90V92H129ZM132 90V89H131ZM130 90V94L132 93ZM179 90V89H178ZM191 90V89H190ZM200 90V89H199ZM210 90V89H209ZM222 90V89H221ZM220 90V91H221ZM248 90V89H247ZM246 92L244 93L243 96H241V103L242 101H244L243 99H249L247 97H249L248 93ZM105 91V92H104ZM133 91V90H132ZM170 91V90H169ZM183 91L180 89V92ZM186 91V90H185ZM211 91L212 88H211ZM215 91V90H214ZM227 91V90H226ZM244 91V90H243ZM241 91V92H243ZM139 92V91H138ZM192 92V91H191ZM191 92L189 93L191 95ZM218 92V91H217ZM223 92V91H222ZM229 92V95H230ZM96 93V94H95ZM184 93V91H183ZM187 93V91H186ZM194 93V92H193ZM203 91H199L197 92L194 96L196 101L198 102V98L201 97ZM206 93V92H205ZM219 93V92H218ZM217 93V94H218ZM128 94V93H127ZM137 94V93H136ZM179 94V93H177ZM188 94V95H189ZM224 93H222L223 95ZM206 95V94H205ZM228 95V94H226ZM241 95V94H239ZM219 96V94H218ZM132 97V96H131ZM181 100H183V96H181ZM191 97V98H192ZM222 98L223 96H220ZM129 98V96H128ZM134 98V97H133ZM188 98V97H187ZM190 98V99H191ZM130 99V98H129ZM159 99V98H158ZM185 99V98H184ZM220 99V98H219ZM225 99V98H224ZM109 101V99H107ZM136 100V98H135ZM204 100V98H203ZM213 100V99H212ZM221 100V99H220ZM231 100V99H230ZM118 101V102H117ZM168 101V100H167ZM179 101V100H176ZM184 101V100H183ZM182 101V102H183ZM195 101V102H196ZM200 101V100H199ZM226 101V100H225ZM224 101V102H225ZM229 101V100H228ZM238 101V100H237ZM250 100H248L249 102ZM127 102V101H126ZM188 102V101H187ZM222 102V101H221ZM106 103V102H105ZM136 103V102H135ZM162 103V102H161ZM160 103V104H161ZM176 103V102H175ZM181 103V102H180ZM201 103V102H200ZM206 103V102H205ZM216 103V102H215ZM223 103V102H222ZM226 103V102H225ZM245 103V102H244ZM104 104V103H103ZM134 104V102H133ZM154 104V103H153ZM177 104V103H176ZM197 104V103H196ZM219 104V103H218ZM221 104V103H220ZM114 105V103H113ZM166 105V103H165ZM173 105V104H172ZM178 105V104H177ZM184 106L182 107V110H188L190 108H192L193 104H191L190 102L188 104H183ZM200 105V104H199ZM210 105V104H209ZM232 105V104H230ZM228 104V107L230 106ZM238 104H234L231 106V108L229 109L231 111V113H233V110L236 109L238 107ZM244 105V104H243ZM101 106V105H100ZM161 106V105H160ZM164 106V105H163ZM182 106V105H181ZM208 106V105H206ZM240 106V105H239ZM254 106V105H253ZM77 107V106H76ZM103 107V106H102ZM111 107V105H110ZM116 107V105H115ZM121 107V106H120ZM128 107V106H127ZM126 107V108H127ZM137 107V106H135ZM178 107V106H177ZM176 107V108H177ZM242 107V106H241ZM239 107V108H241ZM244 107V106H243ZM82 108V109H83ZM98 108V107H97ZM108 108V107H107ZM134 108V107H133ZM175 108V107H174ZM199 108V107H198ZM250 108V107H249ZM54 109V111H53ZM80 109V108H79ZM110 109V108H109ZM138 109V108H137ZM194 109V108H193ZM200 109V108H199ZM222 109V108H221ZM227 109V108H226ZM243 109V108H241ZM97 110V109H96ZM117 110V109H116ZM123 110V108H122ZM166 110V109H165ZM176 110V109H175ZM181 110V109H180ZM181 110V114L183 113ZM191 110V109H190ZM188 110V111H190ZM239 110V109H238ZM85 111V110H84ZM98 111V110H97ZM112 111V110H111ZM114 111V110H113ZM138 111V110H137ZM136 111V113H137ZM142 111V110H140ZM205 111V110H204ZM229 111V112H230ZM235 111V110H234ZM237 111V109H236ZM240 111V110H239ZM244 111V110H242ZM255 111V110H254ZM80 112V111H79ZM83 112V110H82ZM81 112V113H82ZM92 112V111H91ZM94 112H96L94 110ZM107 112V110H106ZM121 108H118V117L115 118L118 120V123L123 122V120L126 119H130L132 117H130L129 115L123 116L122 114H124L125 112L121 113ZM165 112V111H164ZM180 112V111H179ZM261 112V113H259ZM97 113V112H96ZM95 113V114H96ZM129 113V112H128ZM131 113V112H130ZM135 113V115H136ZM175 113V112H174ZM251 113V111H250ZM259 113V116H258ZM85 114V113H83ZM88 114V113H86ZM91 114V113H89ZM109 114V113H108ZM171 114V113H170ZM186 114V113H185ZM261 114V115H260ZM81 115V114H80ZM104 115V114H102ZM169 115V114H168ZM173 115V114H172ZM184 115V114H183ZM247 115V114H246ZM99 116V115H98ZM123 116V118H121ZM171 116V115H170ZM180 116V113H179ZM200 116V115H199ZM83 117V115H82ZM100 117V116H99ZM155 117V116H154ZM178 117V116H177ZM184 117V116H183ZM182 117V118H183ZM188 117V115H187ZM191 117V116H190ZM243 117V116H242ZM95 118L97 119V115L95 116ZM164 118V116H163ZM162 118V119H163ZM176 118V117H175ZM201 118V117H200ZM89 119V118H88ZM109 119V118H108ZM168 119V118H167ZM177 119V118H176ZM245 119V118H244ZM261 119V118H260ZM83 120V119H82ZM87 120V119H86ZM104 120V119H103ZM135 120V119H134ZM183 120V119H182ZM177 119L176 122V127L177 124H179L181 121ZM200 120V119H199ZM198 120V121H199ZM88 121V120H87ZM86 121V123H87ZM98 120H96L97 122ZM138 121V120H137ZM191 121V120H190ZM263 121V119H262ZM261 121V122H262ZM113 122V121H112ZM156 122V121H155ZM172 122V121H171ZM168 122V123H171ZM214 122V121H213ZM249 122L251 124H249ZM264 122V121H263ZM89 123V121H88ZM91 123V122H90ZM93 123V122H92ZM89 124V125H92ZM124 123V122H123ZM158 123V122H157ZM162 123V122H161ZM166 123V122H165ZM81 124V121H80ZM109 122L107 121L104 122V124L102 125L103 131L106 132L107 130H109V126H108ZM127 124V123H126ZM130 124V123H129ZM195 124V123H194ZM198 124V123H197ZM100 125V124H99ZM118 125V124H117ZM174 125V123H173ZM180 125V124H179ZM208 125V124H207ZM211 125V124H210ZM253 125V126H252ZM45 126V128L42 131V127ZM83 126V125H82ZM95 126V125H93ZM129 126V125H128ZM169 126V125H167ZM171 126V125H170ZM175 126V125H174ZM173 126V127H174ZM186 126V125H185ZM252 126V127H251ZM81 127V125H80ZM98 127V126H97ZM127 127V126H126ZM157 127H159L157 125ZM199 126H197L198 128ZM204 127V126H203ZM222 127V126H221ZM121 128V127H120ZM124 128V127H123ZM175 128V127H174ZM173 128V130L175 131V129ZM192 128V127H191ZM196 128V129H197ZM81 129V128H80ZM98 129V128H97ZM111 129V128H110ZM161 129V128H160ZM195 129V128H194ZM195 129V131H196ZM200 129V128H199ZM100 130V129H99ZM113 130V129H112ZM118 129H116L117 131ZM127 130V129H126ZM178 130V129H176ZM185 130V129H184ZM79 131V132H78ZM91 131V130H90ZM134 131V130H133ZM173 131V132H174ZM181 131V129H180ZM189 131V130H188ZM44 132V133H43ZM99 132V131H98ZM101 132V131H100ZM119 132V131H118ZM124 132V131H123ZM97 133V132H96ZM121 133V132H120ZM146 133V132H145ZM162 133V132H161ZM160 133V134H161ZM176 133V131L174 132ZM206 131H203L204 135H209L206 134ZM101 134V133H100ZM106 134V133H105ZM116 134V132H115ZM128 134V133H127ZM131 134V133H130ZM158 133V130L155 131L153 138L155 144L160 146H168L169 142L173 141L170 139L171 137L167 138L168 135H165L166 138L163 135H160ZM169 134V131H168ZM170 134L173 135V133L171 132ZM169 134V135H170ZM181 134V133H180ZM198 134V133H197ZM216 134V133H215ZM218 134V133H217ZM228 134V135H229ZM96 135V134H95ZM120 135V134H119ZM123 135V134H122ZM134 137H136L137 139H140V135L138 133V131H135L134 133ZM152 135V134H151ZM175 136L177 134H174ZM173 135V137H174ZM188 135V134H187ZM222 135V134H221ZM46 136V137H45ZM54 136V137H55ZM118 136V135H117ZM133 136V135H132ZM186 136V135H185ZM184 136V137H185ZM205 136V137H207ZM50 137V135H49ZM54 137L52 136L51 138L52 141H54ZM128 137V136H127ZM203 137L204 139L208 140L207 138ZM259 137H262L261 140H258ZM46 138V139H45ZM49 138V139H51ZM97 138V137H96ZM116 138V137H115ZM176 138V137H175ZM201 138V137H200ZM118 139V138H117ZM115 139V140H117ZM147 139V137H146ZM124 140V139H123ZM133 140V139H132ZM150 140V139H149ZM185 140V139H184ZM206 140H204L206 142ZM58 141V140H57ZM56 141V142H57ZM61 141V142H62ZM98 140H96L97 142ZM101 141V140H100ZM118 141V140H117ZM130 142V140H128ZM151 141V140H150ZM44 142V144L42 145V143ZM49 142H51V140H49L47 142L46 145L49 146ZM55 142V141H54ZM62 142V143H63ZM103 142V141H102ZM108 142V141H107ZM116 142V141H115ZM133 142V141H132ZM177 142V140H176ZM182 142V141H181ZM184 142V141H183ZM208 142V141H207ZM49 143V144H48ZM52 143V142H51ZM60 143V144H62ZM66 143V142H65ZM94 145L95 142L93 141ZM119 143V142H118ZM125 143V142H124ZM136 143V142H135ZM188 143H193V140L190 141L188 139V141L186 142V144ZM54 144V143H53ZM52 144V145H53ZM70 143V150L73 149L72 147H74V144L71 146ZM89 144V143H88ZM91 144V143H90ZM102 144V143H101ZM100 144V145H101ZM117 144V143H116ZM115 144V145H116ZM131 144V143H130ZM129 144V147H130ZM171 144V143H170ZM176 144V143H175ZM185 144V145H186ZM206 144V143H205ZM64 145V144H63ZM122 145V144H121ZM134 145V144H133ZM182 145V144H181ZM208 145V144H207ZM42 146V147H41ZM89 146V145H88ZM136 146V145H135ZM145 146V145H144ZM173 146V144H172ZM184 146V145H183ZM189 145H187L188 147ZM41 147V148H40ZM47 147V146H46ZM76 147V145H75ZM74 147V148H75ZM82 146H80L81 148ZM91 147V146H90ZM96 147V146H95ZM93 146V148H95ZM125 147V146H123ZM128 147V149H129ZM132 147V146H131ZM181 147V146H180ZM190 147V146H189ZM188 147V148H189ZM49 148V147H47ZM63 148V147H62ZM92 148V149H93ZM100 148V147H99ZM118 148V147H117ZM126 148V147H125ZM174 148V147H173ZM176 148V145H175ZM178 148H179V143H178ZM184 147H182L183 149ZM186 148V147H185ZM64 149V148H63ZM133 149V148H132ZM136 149V148H135ZM141 149V148H140ZM144 149V148H143ZM149 149V148H148ZM181 149V150H182ZM81 150V149H79ZM87 150V149H86ZM85 150V151H86ZM142 150V149H141ZM180 150V149H179ZM72 151V150H71ZM73 151H77V149L73 150ZM88 151V150H87ZM130 151V150H129ZM136 151V150H135ZM134 151V152H135ZM145 151V150H144ZM143 151V152H144ZM149 151V150H148ZM38 152V153H37ZM78 152V151H77ZM74 152V153H77ZM71 153V152H69ZM146 153V152H145ZM144 153V155H145ZM78 154V153H77ZM76 154V155H77ZM86 157H89L87 160H92L93 158L90 157L91 155V151L89 153L86 152ZM79 155V154H78ZM206 155V156H207ZM75 156V155H73ZM93 156V154H92ZM105 156V155H104ZM135 156V155H133ZM142 156V155H141ZM205 156V155H204ZM38 157V158H37ZM78 157V156H76ZM76 157H75V161H76ZM149 157V156H148ZM172 157V156H171ZM68 158V157H67ZM206 158V157H205ZM96 159V158H95ZM105 159V158H104ZM147 159V158H146ZM207 159V161H208ZM37 160V161H36ZM46 160V159H45ZM47 160L49 161V159L47 158ZM58 160V158H57ZM61 160V159H60ZM65 159L63 158V161ZM72 160V159H71ZM81 160V159H80ZM125 159H123V166L120 168L117 163V167H119L120 170L119 171V176L117 175V177H120V171L123 172L125 170V172L127 170L129 171H133V173H138L140 176L141 175H145V178H142V180H146V182L149 183L150 182H157V184L161 183L159 181L160 177H162V179L165 181V183L167 182V180H170V178L165 177V173L162 172L161 170H159L160 172H157V167L151 171H147L142 169L143 167H146V161H144L143 163L138 162L140 160L139 156L136 155L134 160H129L124 161ZM36 161V162H35ZM42 161V160H40ZM70 161V160H69ZM67 161V162H69ZM73 161V160H72ZM71 161V163H73ZM105 161V160H104ZM148 161V159H147ZM176 161V160H175ZM191 161V160H190ZM51 162V161H49ZM58 162V161H57ZM81 162V161H78ZM90 162V161H89ZM107 162V160L105 161ZM171 162V161H170ZM201 162V161H199ZM65 163V162H64ZM70 163V162H69ZM76 163V162H75ZM91 163H94L91 161ZM99 163V161H98ZM101 163V162H100ZM113 163V162H112ZM115 163V162H114ZM186 163V162H184ZM188 163V162H187ZM190 163V162H189ZM68 164V163H67ZM155 164V163H154ZM157 164V163H156ZM193 164V162H192ZM199 164V163H198ZM33 165V166H34ZM55 165V164H54ZM63 165V164H61ZM80 165V164H79ZM102 165V164H100ZM104 165V163H103ZM112 165V164H111ZM159 165V164H158ZM183 165V164H182ZM189 165V164H188ZM200 165V164H199ZM204 165V164H203ZM48 166V165H47ZM52 170L53 169V162H52ZM68 166H70L68 164ZM67 166V167H68ZM108 166V164H107ZM114 166V165H113ZM153 166V165H152ZM171 166V165H170ZM181 166V165H180ZM179 166V167H180ZM192 166V165H191ZM190 166V167H191ZM195 167V164L193 165ZM192 166V168H193ZM74 167V166H72ZM77 167H79L77 165ZM101 167V166H100ZM105 167V166H104ZM183 167V166H182ZM189 167V169H191ZM62 168V167H59ZM58 168V169H59ZM70 168V167H69ZM68 168V169H69ZM116 168V167H115ZM151 168V167H150ZM162 168V167H161ZM166 168V166H165ZM168 168V167H167ZM184 168V167H183ZM65 169V167H64ZM78 169V168H76ZM81 170V168H79ZM78 169V170H79ZM148 169V168H147ZM51 170V171H52ZM55 170H57L55 168ZM117 171L116 169H113ZM123 170V171H122ZM174 170V169H173ZM46 171V170H45ZM65 171V170H64ZM67 171V170H66ZM128 171V172H129ZM135 171V172H134ZM167 171V170H166ZM184 171V170H183ZM48 172V171H47ZM54 172V171H53ZM114 173L115 175L117 173ZM165 172V171H164ZM182 172V171H181ZM191 172V171H190ZM189 172V173H190ZM49 174L51 172H48ZM66 173V172H65ZM127 173V172H126ZM125 173V174H126ZM136 173V174H137ZM159 173V175H158ZM179 173V172H178ZM61 172L59 173V177H60ZM75 174V173H74ZM124 174V173H123ZM134 174V175H136ZM137 174V175H138ZM175 174V173H174ZM46 175V174H45ZM52 175V173L50 174ZM49 175V176H50ZM69 175V174H68ZM101 175V174H100ZM99 175V176H100ZM112 175V173L110 174V176ZM162 175V176H160ZM177 175V173L175 174ZM173 175V176H175ZM182 175V173H181ZM48 176V174H47ZM57 176V175H56ZM63 176V175H62ZM71 176V175H70ZM114 175L111 176V178ZM122 176V175H121ZM131 176V175H129ZM159 176V177H158ZM172 176V175H171ZM179 176V175H177ZM175 177V180L178 177ZM183 176V175H182ZM52 177V176H51ZM64 177V176H63ZM62 177V178H63ZM68 177V176H67ZM123 177V176H122ZM138 177V176H137ZM165 177V178H163ZM34 178V177H33ZM87 178V177H86ZM109 180V182H111V180H113V178ZM116 178V177H115ZM114 178V179H115ZM174 177H172L171 180ZM39 179V178H38ZM68 179V178H67ZM100 179V178H99ZM138 179V178H137ZM160 179L163 183L164 181ZM167 179V180H166ZM63 180V179H62ZM87 180V179H86ZM102 180V179H101ZM117 180V179H116ZM169 181L168 183H175L173 181ZM31 181V180H30ZM42 181V180H41ZM44 181V180H43ZM42 181V182H43ZM51 181V180H50ZM67 181V180H66ZM89 181V180H88ZM97 181V180H96ZM141 181V180H140ZM140 181L138 179V183L140 184ZM41 182V183H42ZM113 182V181H112ZM109 183V185L112 186L113 183ZM40 183V182H39ZM40 183V184H41ZM60 183V181H59ZM63 183V182H61ZM90 183V182H89ZM94 183V182H93ZM170 183V184H171ZM177 185L178 183L180 184V182H176ZM175 183V185H176ZM31 184V188H26L28 185ZM55 184V183H54ZM66 184V183H65ZM147 184V183H146ZM167 184V183H166ZM174 185V184H173ZM181 185V184H180ZM184 185L182 184L181 186L184 187ZM39 185L38 188H40ZM59 186V185H58ZM63 186V185H62ZM66 186V185H65ZM64 186V188H65ZM97 186V185H96ZM100 186V185H99ZM98 186V187H99ZM156 186V184H155ZM30 187V186H28ZM44 187V186H42ZM61 187V186H60ZM88 187V186H87ZM102 187V186H101ZM113 187V186H112ZM140 187V186H139ZM147 187V186H146ZM157 187V186H156ZM160 187V186H159ZM181 187V188H182ZM25 188V190H24ZM50 188V186H49ZM111 188V187H110ZM108 186V189L105 190L104 192L107 194H104L105 196H109L112 191V189H110ZM114 188V187H113ZM158 188V187H157ZM172 188V187H171ZM28 189V192H27ZM42 189V188H41ZM58 189L57 188V193H58ZM91 189V187H90ZM176 189V188H175ZM30 190V192H29ZM32 190V191H31ZM52 190V189H51ZM60 190V189H59ZM63 190V189H61ZM70 190V189H69ZM111 190V191H110ZM171 190V189H170ZM24 191L25 194H23L22 192ZM49 191V189H48ZM88 191V190H87ZM155 191V190H154ZM184 191V190H183ZM54 192H55V188H54ZM62 192V191H61ZM93 192V191H92ZM190 192V194H191ZM11 193V194H10ZM23 194L20 195V194ZM32 193V194H31ZM60 193V192H59ZM90 193V192H88ZM9 194V195H8ZM41 194V195H40ZM103 194V193H102ZM101 194V195H102ZM157 194V193H156ZM33 196L32 198H30V196ZM44 197H43V196ZM55 195V194H54ZM53 196V198H55ZM57 195V194H56ZM100 195V196H101ZM103 195V196H104ZM164 195V194H163ZM13 195L10 196V199L12 198ZM15 196V195H14ZM18 196V194H17ZM16 196V197H17ZM22 198H21V197ZM29 196V197H28ZM41 196V197H40ZM104 196V197H105ZM43 197V198H42ZM102 197V196H101ZM103 197L104 200L107 201V197L106 199ZM193 197V196H191ZM224 197V198H225ZM4 198V199H3ZM9 198V197H8ZM13 197L12 200H16L18 199ZM36 199V200H33ZM59 198V196H58ZM56 197V199H58ZM63 198V197H62ZM26 199V200H27ZM47 199V200H46ZM52 199V198H51ZM75 199V198H74ZM102 199V200H103ZM25 200V201H26ZM53 200V199H52ZM60 200V198L58 199ZM63 200V199H61ZM100 199V201H102ZM103 200V201H104ZM206 200V199H205ZM11 201V200H10ZM39 201V202H40ZM210 202H213L214 200H209ZM233 201V200H232ZM6 202H9V200L7 199ZM34 202V203H35ZM50 202V201H49ZM52 202V201H51ZM58 202V201H57ZM66 202V201H65ZM77 202V200H76ZM233 202V203H234ZM28 203V202H27ZM37 203V202H36ZM56 203V202H55ZM59 203V202H58ZM105 203V202H104ZM206 203V201H205ZM216 201H214L213 205H215ZM231 203V202H230ZM232 203V204H233ZM6 204V203H5ZM9 204V203H8ZM33 203H31L32 205ZM44 204V202H43ZM42 204V205H43ZM47 204H50L47 202ZM78 204V203H77ZM200 204V203H199ZM37 205V204H36ZM41 205V203L39 204ZM54 205V203H53ZM202 205V204H201ZM204 205V203H203ZM202 205V206H203ZM226 205V204H225ZM45 206V205H44ZM47 206V205H46ZM50 206V205H49ZM103 206V205H102ZM211 203H206L203 207L204 210L206 209H212L214 210L212 207ZM240 206V205H239ZM41 207V206H40ZM78 207V206H77ZM211 207V208H210ZM214 207V206H213ZM233 207V206H232ZM44 209V207H43ZM65 209V208H64ZM152 209V208H151ZM160 209V208H159ZM156 210V214H159L160 217L163 214V211L160 210ZM235 209V212H236ZM62 210V209H61ZM203 210V211H204ZM105 211V210H104ZM202 211V210H199ZM194 212V213H200V216L202 215L201 212ZM211 211V210H210ZM215 211V210H214ZM229 211V210H228ZM77 212V211H76ZM73 213H71L72 215ZM158 215V217H159ZM184 215V214H183ZM198 215V214H197ZM67 216V215H65ZM75 216V215H74ZM81 216V215H80ZM205 216V215H204ZM228 216V215H227ZM231 216V215H230ZM55 217V216H54ZM60 217V216H59ZM64 217V216H63ZM196 217V216H194ZM194 217H190L189 216H185L182 218L181 216V222H185L183 225H179L178 223V230L179 229H184V230H190L192 233L194 232L195 235H198L197 240H202L200 243H211V242H215L218 241V243H225L227 242V238H224V236H222V238H220L218 240V235L217 233V240L214 239V236L210 234L209 237H207L206 232H202L201 229L204 228L205 231L208 229V232L211 233L212 229H214V227L211 229V226L208 225V227H206L205 225L208 224H203L204 226H196L194 225V221H197L199 223H201V221H203L204 219H197ZM206 217V216H205ZM77 219V217H75ZM74 218V219H75ZM178 218V216H177ZM203 218V217H202ZM73 219V217H72ZM75 219V220H76ZM81 219V218H80ZM158 219V218H157ZM175 219V218H174ZM231 219V218H230ZM237 219V218H236ZM48 220V218L46 219ZM170 220V219H169ZM208 220V219H207ZM51 221V220H50ZM59 222V220H56ZM79 221V220H78ZM83 221V220H82ZM180 221V220H179ZM178 221V222H179ZM235 221V218H234ZM61 222V221H60ZM149 222V221H148ZM211 222V221H210ZM53 223V222H52ZM63 223V222H62ZM73 223V222H72ZM75 223V222H74ZM83 223V222H82ZM229 222V224H231ZM33 224V223H32ZM47 224V223H45ZM57 224V223H56ZM197 224V223H196ZM217 224V223H216ZM215 224V225H216ZM247 224V226L245 227V225ZM48 225H51L50 222ZM47 225V226H48ZM142 225V224H141ZM202 225V224H201ZM214 225V223H213ZM214 225V226H215ZM56 226V225H55ZM175 225H171V227ZM183 226V227H182ZM174 227L172 229H174ZM199 227V228H198ZM46 228V225H45ZM52 228V227H51ZM50 228V229H51ZM59 228V227H58ZM197 228V229H196ZM207 228V229H206ZM217 228V227H216ZM44 229V228H42ZM47 229V228H46ZM62 229H63V225H62ZM78 229V228H77ZM75 228V231L77 230ZM153 229V228H152ZM151 229V230H152ZM182 229V230H183ZM222 229V228H221ZM177 230V229H176ZM199 230V231H197ZM217 230V229H216ZM244 230V229H243ZM252 230V229H251ZM43 231V230H42ZM67 231V230H66ZM175 231V230H174ZM220 231V230H219ZM224 231V230H222ZM260 231V230H259ZM45 232V230H44ZM58 231L56 230L55 233H57ZM178 232V231H177ZM180 232V231H179ZM178 232V234L180 235V233ZM218 232V231H213ZM241 232V231H240ZM263 232V231H262ZM47 233V232H46ZM60 233V232H59ZM76 233V232H74ZM173 233V232H172ZM225 233V232H223ZM222 233V234H223ZM40 234V233H39ZM42 234V233H41ZM78 234V233H77ZM175 234V233H174ZM182 234V233H181ZM185 233H183L184 235ZM34 235V234H33ZM44 235V233H43ZM46 235V234H45ZM44 235V236H45ZM61 235V234H60ZM74 235V234H73ZM72 235V236H73ZM177 235V237L179 236ZM174 236V235H172ZM176 236V234H175ZM192 236V235H191ZM227 236V235H226ZM225 236V237H226ZM263 236V235H262ZM32 237V236H31ZM40 237V236H39ZM75 237V235H74ZM180 237V236H179ZM194 237V235H193ZM230 237V236H229ZM259 237V236H258ZM47 238V235H46ZM56 238V237H55ZM69 238V237H68ZM76 238V237H75ZM85 238V237H84ZM166 238V237H165ZM243 238V237H242ZM39 239V238H38ZM51 239V238H50ZM48 239V240H50ZM72 239V238H71ZM86 239V238H85ZM84 239V240H85ZM232 239V238H231ZM230 239V240H231ZM245 239V238H244ZM47 240V239H46ZM87 240V239H86ZM170 240H174L171 238H168L167 241ZM180 240V239H179ZM174 241H178V239L176 238ZM233 241V240H232ZM244 241V240H243ZM241 241V242H243ZM247 241V240H246ZM246 241H244V243H246ZM49 242V241H48ZM47 242V243H48ZM231 242V241H230ZM239 242V240H238ZM51 243V241H50ZM171 243V242H170ZM173 243V242H172ZM178 243V242H177ZM237 243V242H235ZM240 243V242H239ZM258 243V242H257ZM46 245V244H45ZM221 245V247L223 248V246ZM226 249V248H225ZM252 249V248H251ZM57 250V249H56ZM47 253V252H46ZM49 253V252H48ZM240 257V255H239ZM238 258V256H237ZM242 257H240L241 260ZM239 259V258H238ZM91 261V260H90ZM256 262V261H255ZM260 262V261H259ZM249 264V263H248ZM258 264V263H257Z\"/></svg>",
	"mask_w": 264,
	"mask_h": 264
}]
</instances>
